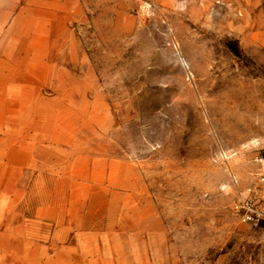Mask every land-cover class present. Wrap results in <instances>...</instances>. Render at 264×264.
Listing matches in <instances>:
<instances>
[{
	"label": "rangeland",
	"instance_id": "obj_1",
	"mask_svg": "<svg viewBox=\"0 0 264 264\" xmlns=\"http://www.w3.org/2000/svg\"><path fill=\"white\" fill-rule=\"evenodd\" d=\"M260 154L264 0H0V264L155 218L172 264H264L230 186Z\"/></svg>",
	"mask_w": 264,
	"mask_h": 264
},
{
	"label": "crops",
	"instance_id": "obj_2",
	"mask_svg": "<svg viewBox=\"0 0 264 264\" xmlns=\"http://www.w3.org/2000/svg\"><path fill=\"white\" fill-rule=\"evenodd\" d=\"M154 215V214H153ZM155 216V215H154ZM125 217L119 222L124 224ZM140 219H135V225L139 227L131 234L125 232H113L110 235L112 240L113 254L108 259H90L89 264H172L171 255L164 251L167 245L165 229L158 218H155L154 225L138 224ZM134 222V220H133ZM136 241L134 244L130 241ZM145 248L141 253L131 252L130 248ZM155 247L154 250H146ZM153 249V248H152ZM156 249V250H155Z\"/></svg>",
	"mask_w": 264,
	"mask_h": 264
},
{
	"label": "built area",
	"instance_id": "obj_3",
	"mask_svg": "<svg viewBox=\"0 0 264 264\" xmlns=\"http://www.w3.org/2000/svg\"><path fill=\"white\" fill-rule=\"evenodd\" d=\"M255 161L254 181L242 187L236 177L231 180L235 196L232 211L239 222L264 228V154L258 155Z\"/></svg>",
	"mask_w": 264,
	"mask_h": 264
}]
</instances>
